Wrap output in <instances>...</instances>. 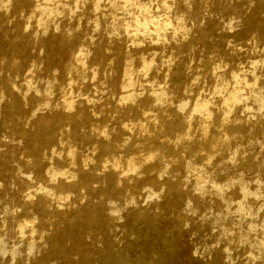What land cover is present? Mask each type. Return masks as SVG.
<instances>
[{
	"label": "rangeland",
	"instance_id": "rangeland-1",
	"mask_svg": "<svg viewBox=\"0 0 264 264\" xmlns=\"http://www.w3.org/2000/svg\"><path fill=\"white\" fill-rule=\"evenodd\" d=\"M42 1L19 10L0 0V46L19 63H0V264H105L106 250L122 264H264V0ZM41 2L53 12L36 10ZM143 3L160 24L135 25ZM160 91L154 106L142 103ZM12 98L20 112L9 119ZM56 121L38 178L19 131ZM112 139L120 149L98 147ZM112 164L115 191L50 196L45 214L24 206L51 167L68 182ZM90 212L102 226L82 232Z\"/></svg>",
	"mask_w": 264,
	"mask_h": 264
},
{
	"label": "bare ground",
	"instance_id": "bare-ground-1",
	"mask_svg": "<svg viewBox=\"0 0 264 264\" xmlns=\"http://www.w3.org/2000/svg\"><path fill=\"white\" fill-rule=\"evenodd\" d=\"M12 1H13L14 7L16 9H19V10L24 8L28 4L27 0H12ZM50 1H53V0H43L42 2L47 4V2L49 3ZM42 2L37 3V4L35 3L34 8L36 10L38 9L41 12H44L45 10H49L48 12L52 13L53 9L50 8L48 5H42L43 4ZM6 3H8V2L6 1ZM8 4H6V5H8ZM141 7L145 11L146 16L145 17L143 16L142 20L139 18H135L134 23L136 26L146 28L149 23H155L156 25L160 24L159 20L154 16V14L149 13L150 11L148 10L146 3H143ZM0 10H2L1 7H0ZM56 11H57V9H56ZM0 22H1V15H0ZM163 23L165 25L168 24L165 21ZM23 38H24V35L22 33H19L17 35L16 39L18 40V43L13 44V47H14L13 50L15 53H19L20 50L24 47L25 43L23 41ZM41 42L44 46L50 47L52 45L53 39H52V37H49L46 39H42ZM82 56H83V53H81V49H80L77 51L75 59H79L80 57L82 58ZM4 60L6 62H10L14 68L19 67V63H16L14 61V58L6 57L4 51L2 50V48L0 46V63ZM16 64H18V65H16ZM144 66H145V68L148 67L147 64ZM27 71H29V70H27ZM0 86L7 89L8 83L5 82L3 79H0ZM131 96H132V93L127 94L122 99H130ZM161 97H162V91L154 92L152 98L150 97V98L144 99L142 101V103L146 104L147 106H150L154 101L160 100ZM184 105H185L184 103L180 104V105H178V108L182 109L184 107ZM67 106H71V102H68ZM152 106H154V105L152 104ZM19 112H20V109H19L18 102L16 99L12 98L11 100L8 101V103L6 105L7 117L10 119L14 114H18ZM158 118H159L160 122H159V125L157 128V131H156L157 134L162 133V114H159ZM69 121L72 124V126L75 128L76 125L81 121V111L77 110L76 113L71 115V117L69 118ZM56 123H57V121L52 125H43V124L34 125L33 131L28 135L24 131H21V130L19 131V134L23 137H26V139L28 140V143H29L28 152L33 157V159L29 162V164L35 170L36 176L38 178H43L42 167H41V164L39 162V156L41 155V150L43 148H48V147H51L54 145V142H55L54 128L57 125ZM176 126L178 127L179 124ZM163 128L171 129L172 125H171V123H168V125L166 123H164ZM229 128L234 130V127H226V129H229ZM86 138H88V137H86ZM85 141H87V140H85ZM90 142H91V140H90ZM120 145L121 144H119V141H117L116 139H112V140L107 141V142L98 141V147L103 151H105V150L106 151H113L115 149H120V147H121ZM161 145H162V143H161ZM55 153H56V151L54 149H52L50 151V154L48 155L49 157H48L47 161H49V162L50 161H56L57 162V159H58L57 155L58 154L55 155ZM68 153H69V151H68ZM149 159L150 158H148L147 160H149ZM158 162H159V159L156 158L155 160L152 161L151 164L143 166L142 170L140 172H138L137 174L151 172L153 169H156V167H158V164H159ZM47 168L48 167H46L45 169H47ZM44 171H46V170H44ZM74 172H75L74 174H71L69 176L70 178H72V180L66 182L62 179V177H64L63 175H65L67 173L66 171H59L57 169H54L53 167H51L50 169H47V171H46V174L48 175L47 183H44L45 185L43 187H41L39 185L38 186L40 188L37 187V189L43 190L42 194H40V196H38V201L36 203H32V202L31 203H24L25 208L27 209L28 207H31V208L37 210L38 212L45 214L47 212V207L49 206L48 205L49 204L48 198L50 196L52 197V196H55L57 194L68 193V192H77L78 193L80 190H84L86 193H89V194H91L97 190L101 194H104V193H110V192L115 191L117 189L118 175L114 170V164L109 166L108 170L105 172L102 171L100 173H96L94 169H89L87 172H82L81 169H76V170H74ZM36 176H34V177H36ZM159 176H161V175H159ZM74 177H75V179H74ZM98 180L103 182L104 185H102L101 187L96 189L93 187L92 184ZM154 180L156 181L157 179L154 178ZM158 185L160 186V188H162V180ZM120 186L121 185H119L118 188H120ZM27 196H29V195H27ZM138 211H139L138 216H142L145 214L144 209L139 208ZM111 220H112V218L109 219V222ZM103 223L107 224L108 221H106V222L104 221ZM101 224H102L101 216L96 212H90L87 215L84 222H82V224H81L82 226H81L80 230L82 232H85V231H88L92 226L100 227ZM21 226H19V228ZM19 228L17 230H20ZM77 239L79 240V242H78L77 247L73 248V251L78 256L79 261L81 262V261L85 260L86 256L84 255L85 252H84L83 247L81 245L82 244L81 243V236L77 235ZM26 248H28V251L32 252L33 245L28 243V247H26ZM103 256H104L105 264H122V262H123V259H122L120 254L112 253L109 250L104 251Z\"/></svg>",
	"mask_w": 264,
	"mask_h": 264
}]
</instances>
